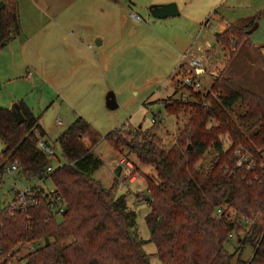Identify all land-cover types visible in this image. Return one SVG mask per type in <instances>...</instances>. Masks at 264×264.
<instances>
[{
	"label": "trees",
	"instance_id": "16d2710c",
	"mask_svg": "<svg viewBox=\"0 0 264 264\" xmlns=\"http://www.w3.org/2000/svg\"><path fill=\"white\" fill-rule=\"evenodd\" d=\"M2 1L0 49L21 31L16 1ZM250 26L228 25L214 35L216 44L235 49L246 39ZM223 71L213 76L209 92L183 83L186 97L164 100L165 112L192 104L199 116L183 124L168 148L161 146L154 126L127 130L131 136L124 141L125 125L102 137L85 119L76 117L56 139L64 162L49 172L50 159L37 148L38 140L45 137L38 117L19 102L23 122L18 123L10 109L0 106V177L16 160L21 179L52 184L46 192L39 183L32 186L30 203L23 210L0 209V264L17 258L25 244L31 248L17 259L20 264H150L133 232L135 214L128 209L125 195H115L113 186L105 188L91 176L101 166L91 149L102 138L112 147L125 146L156 172V180L145 181L150 198L144 220L159 264H264V171L255 166L257 153L249 159L251 165L248 161L237 165V155L232 154L236 145L251 154L253 144L264 145V98ZM214 119L216 125L205 127ZM221 134L233 137L226 150L218 137ZM208 150L213 156L197 166ZM51 195L63 198L62 213L49 208ZM222 204L236 212L232 221L225 209L216 218ZM233 234L238 240L235 253L226 249ZM245 246L252 247L248 259L242 257Z\"/></svg>",
	"mask_w": 264,
	"mask_h": 264
},
{
	"label": "rangeland",
	"instance_id": "374dc122",
	"mask_svg": "<svg viewBox=\"0 0 264 264\" xmlns=\"http://www.w3.org/2000/svg\"><path fill=\"white\" fill-rule=\"evenodd\" d=\"M15 1L21 31L0 50V106L10 109L22 102L38 117L44 139L54 152L49 158L53 167L64 162L56 139L76 117L85 119L102 137L125 125L124 141L131 136L127 130L154 126L153 133L161 146L173 145L183 124L199 116L192 104L165 112L162 103L187 96L183 78L193 72L189 63L197 57L205 69L197 76L202 93L209 92L213 76L224 70V75H230L242 87L250 86L264 98V72L255 63L262 64L264 60V0H68L60 4L55 0ZM164 3H173L178 14L163 19L153 17L149 6ZM254 23L257 28L246 34L235 49L216 44L214 35L228 25L242 28ZM96 41L101 44L96 45ZM108 92L117 104L114 109L104 103ZM237 109L236 106L234 111ZM229 115L235 119V115ZM216 124L214 119L205 127ZM218 137L223 149H228L233 137ZM84 144L88 146L86 140ZM253 145V154L242 145H236L232 154L240 149L236 164L248 161L251 165L249 159L257 153L259 162L255 166L262 172L264 145ZM2 147L0 141V150ZM91 150L101 160V166L91 176L105 188L113 186L115 195H125L128 209L135 214L133 232L150 264H159L144 220L150 198L145 181L156 180L154 168L140 162L125 146L112 147L103 138ZM212 154L211 150L205 152L196 161L197 166L207 164ZM34 183L32 179H21L16 172L1 175L0 209L13 199L15 188ZM40 186L45 192L52 188L48 180ZM220 206L216 218L225 209V216L232 221L234 209L226 208L227 204ZM237 234L243 235L241 231ZM228 239L226 249L235 253V234ZM30 248L31 244H25L17 258L7 264H20L17 259ZM251 252L252 247L245 246L242 257L248 259Z\"/></svg>",
	"mask_w": 264,
	"mask_h": 264
},
{
	"label": "built area",
	"instance_id": "2783aa9c",
	"mask_svg": "<svg viewBox=\"0 0 264 264\" xmlns=\"http://www.w3.org/2000/svg\"><path fill=\"white\" fill-rule=\"evenodd\" d=\"M133 19H137L136 15H131ZM190 69L193 70V72L190 75H186L183 78V83L193 90H198L199 81L197 80V76L201 75L204 73V67L202 65L201 60L197 57L193 60L190 61L189 63ZM37 148L42 151L48 158L50 156H54V152L52 151L51 147L48 144V141H46L43 138H40L37 142ZM235 154L241 157V150L236 149ZM122 163V161H120ZM126 164L131 167V164L126 162ZM19 169L17 161L15 160L9 167H8V172L14 173L17 172ZM53 169V166L48 165L46 168V172H49ZM37 183L31 184L30 186H27L25 188H15V192L13 194V199L8 202L6 207L8 208L9 211H15V210H23L29 203H30V193H31V187L37 185L38 183L40 184L41 181L37 180ZM119 187H121L119 183ZM64 201L62 197H59L57 195H51V201L49 202V208L51 211L55 214H60L63 211V206H64Z\"/></svg>",
	"mask_w": 264,
	"mask_h": 264
},
{
	"label": "water",
	"instance_id": "95a60500",
	"mask_svg": "<svg viewBox=\"0 0 264 264\" xmlns=\"http://www.w3.org/2000/svg\"><path fill=\"white\" fill-rule=\"evenodd\" d=\"M2 7H3V1L0 0V9ZM148 9H149L150 14L153 17L158 18V19H163L166 16H175L178 14V10L173 3H164L163 5L152 4L149 6ZM257 26L258 24L254 23L253 26H251L249 29L245 31V34L251 33L257 28ZM95 44L100 45V41H96ZM104 103H106V106L109 109H114L117 106V104L114 101V96L111 92H108L106 94ZM10 111L15 121H17L18 123L23 122V117H22V114L20 113L19 105H17V103L12 105V108H10ZM47 242H48V239L44 238L45 245H47Z\"/></svg>",
	"mask_w": 264,
	"mask_h": 264
},
{
	"label": "crops",
	"instance_id": "0c3cea01",
	"mask_svg": "<svg viewBox=\"0 0 264 264\" xmlns=\"http://www.w3.org/2000/svg\"><path fill=\"white\" fill-rule=\"evenodd\" d=\"M66 1V3H67V1L68 0H55V4L57 3H62V2H65ZM100 44H101V41H100ZM7 46V45H6ZM21 47H22V45H21ZM1 50V49H0ZM250 63H253V62H250ZM255 63L258 65V67H260V69H261V71L262 72H264V65H262V64H264V60H262V64L260 63V60H259V63L261 64H258L257 62H256V60H255ZM244 87H246V88H248V89H250V90H252L251 88H250V86H244ZM253 91V90H252ZM255 92V91H254ZM256 93V92H255ZM258 94V93H257ZM259 95V94H258ZM120 167V166H119ZM121 169H122V167H120ZM120 171V170H119Z\"/></svg>",
	"mask_w": 264,
	"mask_h": 264
}]
</instances>
